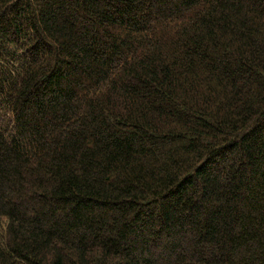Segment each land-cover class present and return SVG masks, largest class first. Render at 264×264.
<instances>
[{
  "label": "trees",
  "instance_id": "trees-1",
  "mask_svg": "<svg viewBox=\"0 0 264 264\" xmlns=\"http://www.w3.org/2000/svg\"><path fill=\"white\" fill-rule=\"evenodd\" d=\"M0 264H264V0H0Z\"/></svg>",
  "mask_w": 264,
  "mask_h": 264
}]
</instances>
